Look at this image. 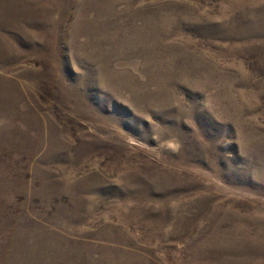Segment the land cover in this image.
<instances>
[{
    "label": "rangeland",
    "instance_id": "rangeland-1",
    "mask_svg": "<svg viewBox=\"0 0 264 264\" xmlns=\"http://www.w3.org/2000/svg\"><path fill=\"white\" fill-rule=\"evenodd\" d=\"M0 264H264V0H0Z\"/></svg>",
    "mask_w": 264,
    "mask_h": 264
}]
</instances>
